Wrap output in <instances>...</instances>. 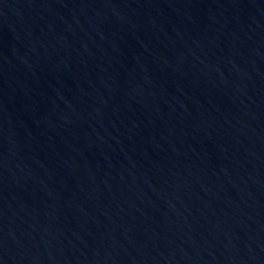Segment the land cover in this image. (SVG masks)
I'll use <instances>...</instances> for the list:
<instances>
[{
	"label": "water",
	"instance_id": "obj_1",
	"mask_svg": "<svg viewBox=\"0 0 264 264\" xmlns=\"http://www.w3.org/2000/svg\"><path fill=\"white\" fill-rule=\"evenodd\" d=\"M0 264H264V0H0Z\"/></svg>",
	"mask_w": 264,
	"mask_h": 264
}]
</instances>
